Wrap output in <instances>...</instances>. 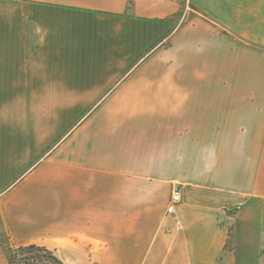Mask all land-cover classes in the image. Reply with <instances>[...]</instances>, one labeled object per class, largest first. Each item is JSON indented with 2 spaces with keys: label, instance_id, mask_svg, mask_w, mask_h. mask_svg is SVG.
Listing matches in <instances>:
<instances>
[{
  "label": "crops",
  "instance_id": "crops-1",
  "mask_svg": "<svg viewBox=\"0 0 264 264\" xmlns=\"http://www.w3.org/2000/svg\"><path fill=\"white\" fill-rule=\"evenodd\" d=\"M261 206L264 0H0L10 248L60 264H239L240 221L259 228L264 264Z\"/></svg>",
  "mask_w": 264,
  "mask_h": 264
},
{
  "label": "rangeland",
  "instance_id": "rangeland-1",
  "mask_svg": "<svg viewBox=\"0 0 264 264\" xmlns=\"http://www.w3.org/2000/svg\"><path fill=\"white\" fill-rule=\"evenodd\" d=\"M238 210V208L231 209L229 214H237ZM253 216H264V206L255 208ZM232 230L234 239H230V244L227 246L239 253V264H253L259 252V241L257 239L259 228L255 224L238 221L233 225ZM0 237L5 239L2 244L9 264H59L49 251L23 249L22 247L13 249L8 246L3 233H0Z\"/></svg>",
  "mask_w": 264,
  "mask_h": 264
},
{
  "label": "built area",
  "instance_id": "built-area-1",
  "mask_svg": "<svg viewBox=\"0 0 264 264\" xmlns=\"http://www.w3.org/2000/svg\"><path fill=\"white\" fill-rule=\"evenodd\" d=\"M179 203H180V196H179L178 192L175 190L171 194L170 202H169V205H168V207L166 209V213L167 214H172L173 211H174L175 206L178 205Z\"/></svg>",
  "mask_w": 264,
  "mask_h": 264
},
{
  "label": "trees",
  "instance_id": "trees-1",
  "mask_svg": "<svg viewBox=\"0 0 264 264\" xmlns=\"http://www.w3.org/2000/svg\"><path fill=\"white\" fill-rule=\"evenodd\" d=\"M5 237V236H4ZM6 238V237H5ZM5 239L3 237H0V241L3 243ZM23 249H34V250H37V251H47L45 250L44 248H41V247H37V246H34V245H31V246H27V247H22ZM54 257V256H53ZM54 260L60 264V262L54 257Z\"/></svg>",
  "mask_w": 264,
  "mask_h": 264
}]
</instances>
